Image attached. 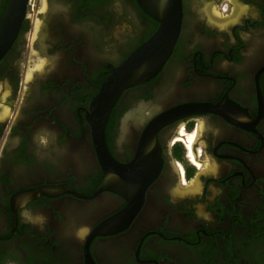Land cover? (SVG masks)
<instances>
[{"label": "flooded vegetation", "instance_id": "obj_1", "mask_svg": "<svg viewBox=\"0 0 264 264\" xmlns=\"http://www.w3.org/2000/svg\"><path fill=\"white\" fill-rule=\"evenodd\" d=\"M181 1L172 52L108 112L107 158L90 103L158 22L46 0L26 43L23 19L0 59L1 102L22 95L0 115V264H264V0ZM24 46L45 61L28 79Z\"/></svg>", "mask_w": 264, "mask_h": 264}, {"label": "water", "instance_id": "obj_2", "mask_svg": "<svg viewBox=\"0 0 264 264\" xmlns=\"http://www.w3.org/2000/svg\"><path fill=\"white\" fill-rule=\"evenodd\" d=\"M158 25L154 32L131 51L101 82L90 103L88 122L100 151L109 156L104 140L108 112L119 94L153 77L172 52L182 21L181 0H136ZM30 0H7L0 18V59L16 39ZM105 175L99 189L107 188Z\"/></svg>", "mask_w": 264, "mask_h": 264}, {"label": "rangeland", "instance_id": "obj_3", "mask_svg": "<svg viewBox=\"0 0 264 264\" xmlns=\"http://www.w3.org/2000/svg\"><path fill=\"white\" fill-rule=\"evenodd\" d=\"M41 4H46V3L43 0H34L33 3L28 5L27 12H26V15L28 16V26H27L28 28L25 31L26 43L29 42L30 35L33 32L35 20L41 18V16L38 15V12L42 11L41 10ZM215 9L217 11L219 10L218 7H215ZM110 42H112V40ZM105 45L107 46V48L109 47L108 42H106L105 40H104V42H102L100 40L98 41L97 49H98L99 54L100 55H106L109 57L111 55V58H114V54L109 53L110 51L107 52L105 50V48H106ZM40 58H41V56L34 53L32 46L30 47V49L28 48V46L27 47L24 46V50H23V53L19 59V65H18V70H19L20 74L22 76L25 75L27 78V75H28L27 72H29V70L33 69V67L35 66L36 63L40 62ZM1 83H2V81L0 79V85H1ZM6 93H7V89H5L4 92L2 93V95L0 96V98L2 100L5 99ZM21 99H22V95L18 98L17 97L14 98L13 101H11L12 106H10L9 104L2 103L0 100V104H2V106L0 107V115L6 114L9 111L10 107L15 108L17 106V103ZM5 109H7V111ZM3 112H5V113H3Z\"/></svg>", "mask_w": 264, "mask_h": 264}, {"label": "bare ground", "instance_id": "obj_4", "mask_svg": "<svg viewBox=\"0 0 264 264\" xmlns=\"http://www.w3.org/2000/svg\"><path fill=\"white\" fill-rule=\"evenodd\" d=\"M33 1L34 0H30V3L28 4V5H30L31 3H33ZM44 2H45V0H43ZM48 6V5H47ZM28 8V7H27ZM45 9H46V4H41V10L42 11H45ZM238 10H239V8L236 10L237 12H238ZM210 11H211V13H209V15H208V20H211L213 23H216L217 25L219 24V25H221V26H223L222 24H223V22L225 21L224 19L222 20V19H220L219 18V16H218V14H216V12H214V9L213 10H211L210 9ZM216 11V10H215ZM27 12V11H26ZM237 12H236V14H237ZM44 14V13H43ZM236 15H234V17H235ZM228 20H230V19H228ZM227 20V21H228ZM224 24H226V23H224ZM42 24H41V22L39 21V19H36L35 20V22H34V27H33V32H32V36L34 37V35H36L37 34V31H38V29L40 28V26H41ZM33 37H32V40H33ZM32 49H33V46H32ZM33 51H34V49H33ZM35 53V52H34ZM45 61H44V59H41L40 58V62H38V63H36L35 64V66L33 67V69L35 68V69H38V70H40L41 68H42V66H43V63H44ZM47 62V61H46ZM32 70H29V72H27V78H29L30 76H31V72ZM6 111H7V109H5ZM5 111V112H6ZM5 112H3V113H5Z\"/></svg>", "mask_w": 264, "mask_h": 264}]
</instances>
